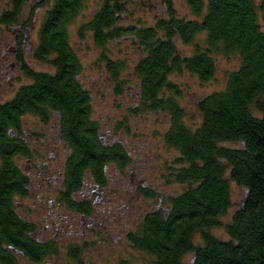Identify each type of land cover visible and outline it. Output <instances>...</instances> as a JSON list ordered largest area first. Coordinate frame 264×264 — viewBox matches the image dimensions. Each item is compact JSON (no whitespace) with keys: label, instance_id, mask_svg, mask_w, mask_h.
<instances>
[{"label":"flooded vegetation","instance_id":"af4514ba","mask_svg":"<svg viewBox=\"0 0 264 264\" xmlns=\"http://www.w3.org/2000/svg\"><path fill=\"white\" fill-rule=\"evenodd\" d=\"M52 2L0 0V105L31 88L36 76L42 88L22 95L35 111L16 117L10 111L11 125L0 128V172L7 166L0 180V264H136L140 255L152 258L147 248L156 233L179 223L183 165L168 149L167 130L142 137L137 76L122 78L124 70L117 78L108 66L139 62L142 48L120 46L121 40L115 49L95 45L93 63L86 44L92 35L77 31L74 43L69 30L70 53L45 54ZM95 65L99 76L92 74ZM109 98L116 109L108 110ZM125 99L135 100L131 109H123ZM152 114L170 125L169 112ZM82 130L93 133L94 147L84 167L75 165L80 153L66 137ZM182 247L170 251L188 264L191 254Z\"/></svg>","mask_w":264,"mask_h":264},{"label":"trees","instance_id":"16d2710c","mask_svg":"<svg viewBox=\"0 0 264 264\" xmlns=\"http://www.w3.org/2000/svg\"><path fill=\"white\" fill-rule=\"evenodd\" d=\"M89 1L53 0L44 28L45 54L70 53L66 46L70 27ZM133 1H98L77 31L82 38L90 33L94 44L103 49L117 40L140 46L141 58L131 72L141 82L138 111L170 114L165 142L183 165L178 180L186 186L179 200V223L154 235L147 248L152 255L149 263L183 264L170 251L175 244H183L182 252L191 254L188 264H264V0H188L192 19L179 17L173 0H166L163 16L158 17L162 10L152 9V24L128 25L125 21L132 17L128 6ZM200 35L205 36V46L196 43ZM177 40L193 45V54L182 55ZM219 54L237 57L239 66L227 74L223 90L195 101L201 119L188 123L170 77L188 71L202 83L210 82ZM68 62L78 74V63ZM113 64L109 61L108 66L117 78L129 66L127 60L115 69ZM49 87L53 88L51 83ZM41 89L36 76L31 88L0 105V128L11 125L6 122L10 111L15 117L35 111L22 95H36ZM66 137L80 153L75 165H88L93 133L68 131ZM6 172L4 165L0 172L4 183ZM231 183L244 191V198L225 226L228 240H222L210 230L223 225L231 207ZM198 233L199 242L195 240ZM145 237L150 238V233Z\"/></svg>","mask_w":264,"mask_h":264},{"label":"rangeland","instance_id":"374dc122","mask_svg":"<svg viewBox=\"0 0 264 264\" xmlns=\"http://www.w3.org/2000/svg\"><path fill=\"white\" fill-rule=\"evenodd\" d=\"M166 0H134L128 9L131 12V18L126 19V24L131 25L133 23H143L146 25L152 24V19L154 18V9L162 10L158 17L164 15V3ZM173 7L177 12V15L181 18L192 19L193 15L188 5V0H173ZM97 5L96 0H90L87 4V7L81 17L70 27L71 40L74 43H79L80 39L77 35V27L82 24V21L90 16V14L95 10V6ZM159 12V11H157ZM205 36L200 35L196 43L205 46ZM177 46L180 49L182 55L191 56L194 52L193 45H185L180 40H177ZM86 44L92 46V61L93 63L98 61L99 50L96 49L94 41L89 36L86 39ZM120 46H131L129 43H123ZM112 49H115L114 46H109ZM130 50L132 48L130 47ZM112 51V50H111ZM116 51V50H115ZM217 69L216 74L213 80L207 83H202L197 76L192 75L188 71H184L183 73H174L170 77V81L175 85L178 90V94L180 97V103L184 106L186 110V121L188 123H197L201 119V115L198 112L195 101L199 98H203L213 92L221 91L225 88L227 83V74L239 66V60L235 56H225L223 54H219L215 57ZM137 60L130 62L126 71L122 75V78H131V72L134 67V64ZM97 65H95V69L92 72L94 76H99V73L96 72ZM5 100V99H4ZM112 98H109V102L107 103L108 110L116 109L115 101H112ZM135 100L125 99L123 101V109H131ZM113 106V107H112ZM120 106H122L120 104ZM164 117L157 116L156 114L151 113H142L139 117L140 131L142 137H147L148 139H153L156 131H166L168 124L167 119L165 121V125H163ZM161 124V125H160ZM157 133V132H156ZM235 146V145H228ZM165 150V151H164ZM163 154L166 157H170V152L164 147ZM244 198V191L238 187L235 183H231V207L228 210L227 214L223 217L222 222L223 225L217 227L215 229H211L210 232L214 236L222 240H228V234L226 232L225 226L230 223L233 214L239 207L240 203ZM151 257L147 255H140L136 264H150Z\"/></svg>","mask_w":264,"mask_h":264}]
</instances>
